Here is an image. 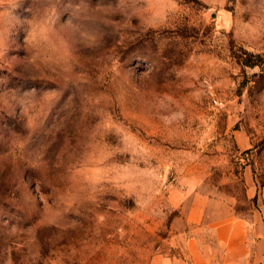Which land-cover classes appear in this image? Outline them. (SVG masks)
<instances>
[{"label": "rangeland", "instance_id": "374dc122", "mask_svg": "<svg viewBox=\"0 0 264 264\" xmlns=\"http://www.w3.org/2000/svg\"><path fill=\"white\" fill-rule=\"evenodd\" d=\"M247 178L264 0H0V264H225Z\"/></svg>", "mask_w": 264, "mask_h": 264}, {"label": "crops", "instance_id": "0c3cea01", "mask_svg": "<svg viewBox=\"0 0 264 264\" xmlns=\"http://www.w3.org/2000/svg\"><path fill=\"white\" fill-rule=\"evenodd\" d=\"M246 185L247 197L258 198L255 209L247 215L231 212L213 224L217 241L223 245L225 264L264 263V189H257L249 178ZM187 248L191 264H214L194 239L187 242Z\"/></svg>", "mask_w": 264, "mask_h": 264}]
</instances>
